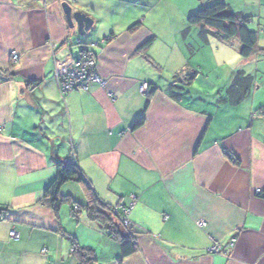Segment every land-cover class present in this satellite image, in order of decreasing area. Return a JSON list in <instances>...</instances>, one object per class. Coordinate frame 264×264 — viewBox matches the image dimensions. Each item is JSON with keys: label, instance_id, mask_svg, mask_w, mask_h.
Segmentation results:
<instances>
[{"label": "crops", "instance_id": "0c3cea01", "mask_svg": "<svg viewBox=\"0 0 264 264\" xmlns=\"http://www.w3.org/2000/svg\"><path fill=\"white\" fill-rule=\"evenodd\" d=\"M62 1L0 0V264H77L63 232L94 249L95 264H264V0H76L72 11L92 19L90 32L101 28L78 40L76 52ZM216 2L250 19L258 37L250 58L240 56L237 38L204 46L198 27L182 38L187 17ZM190 35L204 63L188 62ZM91 44H99L93 51L103 85L63 99L55 73ZM204 66L224 70L209 86L212 96L190 88L180 100L169 96ZM238 71L254 79L250 96L218 105ZM71 156L103 205L134 197V254L120 259L118 241L85 210L74 219L69 205L56 216L41 203L56 163ZM61 195L88 202L77 182ZM214 242L223 253L209 252Z\"/></svg>", "mask_w": 264, "mask_h": 264}, {"label": "trees", "instance_id": "16d2710c", "mask_svg": "<svg viewBox=\"0 0 264 264\" xmlns=\"http://www.w3.org/2000/svg\"><path fill=\"white\" fill-rule=\"evenodd\" d=\"M249 18H243L239 14H234L224 2H216L203 6L196 12L187 17V29L182 32V38L186 40L189 35V30L198 27V39L201 45H207L209 38H215L220 41L228 42L237 38L241 44L240 56L248 59L257 51V33L250 31L247 28ZM141 26L140 23L133 25L129 31L133 32ZM106 38L103 41L107 42ZM151 43L144 45L143 49L147 48ZM86 46V45H83ZM189 55H193V51L188 49ZM264 56V49L261 51ZM197 72L190 73L179 85L171 86L168 89L169 96L174 100H180L187 95L188 89L191 87L193 80L197 76ZM178 76L174 77L177 80ZM254 84L252 76L246 75L242 71L235 73L232 81L226 90V93L218 95L217 104H229L236 106L243 100L248 98ZM263 110V109H262ZM264 114V110L260 111ZM143 124V118L138 120L133 129ZM77 182L85 186L88 196V202L85 206H80L69 196L61 195V188L69 183ZM41 203L44 206L51 208L57 216L60 208L67 204L70 207V216L78 219L80 211L85 210L89 220L98 223V225L108 233L109 237L116 239L120 246V259L127 258L137 251L135 242V234L132 227L125 231L112 218L110 211L113 207L103 205L96 195L87 186L80 170L76 163L68 164L64 162H57L55 166V178L49 187L44 191ZM115 208V207H114ZM63 235L70 241L72 245V256L77 260V264H95L97 255L94 249L88 247H81L76 242L75 238L63 232Z\"/></svg>", "mask_w": 264, "mask_h": 264}, {"label": "built area", "instance_id": "2783aa9c", "mask_svg": "<svg viewBox=\"0 0 264 264\" xmlns=\"http://www.w3.org/2000/svg\"><path fill=\"white\" fill-rule=\"evenodd\" d=\"M104 43L105 41H102L100 45ZM96 47L98 48L99 44L81 46L80 57L77 60L73 61L65 71L55 73V83L63 99L67 94L71 92H87L92 85H103V81L99 78L96 72L97 57L95 52L93 51ZM18 58L19 57L16 52L11 53V60L13 63H15ZM142 90L147 91V85H143ZM260 115L264 114L260 113ZM254 116H256V114H254ZM65 163L74 164L75 160L71 156L65 161ZM134 203L135 199L134 197H132V201H130V203H128L127 205L115 207L110 211L112 218L122 229L128 230L132 227L128 216ZM198 225L200 227L206 226L202 221H200ZM9 237L15 241L19 239V235L15 231H11L9 233ZM233 242L234 241H231V243L229 244L230 247L233 245ZM209 252L211 254H219L223 253L224 250L221 248L220 243L214 242Z\"/></svg>", "mask_w": 264, "mask_h": 264}, {"label": "rangeland", "instance_id": "374dc122", "mask_svg": "<svg viewBox=\"0 0 264 264\" xmlns=\"http://www.w3.org/2000/svg\"><path fill=\"white\" fill-rule=\"evenodd\" d=\"M74 1H76V0H63L62 3H66V4L70 5V7L72 9V6H73L72 5V2L74 4ZM78 1L81 2L82 0H78ZM164 1L167 2L168 0H164ZM250 26H252V24L247 25V27H250ZM262 27H263V24H261L259 26L257 24L255 25L256 30H259V31L262 30ZM192 29H194V28H192ZM73 31L74 32H72V33H74V36L71 37V42H72L71 44H73V46H71L70 48L72 50H74V52H76L78 50V47H79L77 45V41L78 40L79 41H83V40L87 39L86 35L87 36H89V35L90 36L91 35H96L97 33H99L101 31V28L98 27L97 30H92V32H88V34H86L83 37L78 36L77 33H76V30H73ZM195 41L196 42L194 43V40L192 39V35H190V37H189V39L187 41L188 42V45H191V47L194 49L195 55L191 59H189L188 51L186 50L185 53L187 55L188 62H190L191 60L193 61L194 59H196L197 61H199V62L202 63L205 58L201 54V52L199 51V49L197 47L198 46L197 39H195ZM205 68L208 69L209 71H207L205 69V72L204 73H200L197 69L195 70V71L198 72L199 75L196 77L195 81L191 85L190 92H192V91L195 92L194 96H196V97L201 96V98L202 97H207L208 98L209 95H211L210 94V91H209V90H211L209 88L210 84L215 83L219 79H224L223 77H225L224 70H219V69H217L215 67L214 68H210V66L209 67L206 66ZM66 207L68 208V205L67 204H65V205L62 206L63 209L66 208ZM79 218H80V216H79ZM102 232L104 234H106V235L108 234L106 231H102Z\"/></svg>", "mask_w": 264, "mask_h": 264}, {"label": "water", "instance_id": "95a60500", "mask_svg": "<svg viewBox=\"0 0 264 264\" xmlns=\"http://www.w3.org/2000/svg\"><path fill=\"white\" fill-rule=\"evenodd\" d=\"M61 9L69 29L76 30L77 35L80 37L90 32L93 26L91 18L80 12H73L70 5L66 3L61 4Z\"/></svg>", "mask_w": 264, "mask_h": 264}]
</instances>
